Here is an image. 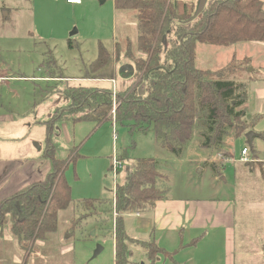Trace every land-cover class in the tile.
<instances>
[{"label":"rangeland","instance_id":"obj_1","mask_svg":"<svg viewBox=\"0 0 264 264\" xmlns=\"http://www.w3.org/2000/svg\"><path fill=\"white\" fill-rule=\"evenodd\" d=\"M187 1H192L194 8L199 3V0ZM213 1L209 0L207 6ZM103 2L83 1L82 5H74L67 0H0V155L11 158L22 154L26 143L23 139L34 123L49 120L57 109L69 104L66 96L69 88H107L116 94L141 82L143 74L138 63L147 57L136 47L138 26L136 23L124 24L131 20L126 14L121 16L122 22L116 20L112 2ZM177 24L174 22L167 34L165 44L168 48L179 43L175 35ZM118 40L121 47L116 51ZM251 44L240 43L229 48L198 44L196 67L224 73L238 68L239 64L244 65L239 79L248 86L249 100L250 84L264 78V68L258 62L264 61V46ZM101 46L109 52L110 62L97 71L91 65L97 60ZM164 57L165 53L161 59ZM120 72L125 76L133 74L125 80ZM144 88L142 82L139 92L143 93ZM200 120L180 155L160 145L157 136L160 124L153 123L144 132H130L114 121L100 126L88 121L58 123L53 135V140L63 149L58 157L66 158L68 149L79 148V159L65 173L72 199L75 204L83 200L96 203L86 208L72 206L61 211L57 231L44 243L37 242L26 258L9 227H5L0 234V264H115L117 214L112 191L127 180L128 173L140 159L158 162V171L168 177L170 193L174 196L206 200L213 198L216 191L221 197H232L235 191L241 224L248 220L250 231L264 232V194L260 190L263 178L253 176L246 195L244 184L234 178V170L241 167V151L246 145L244 133L254 121L251 117L241 122L233 121L231 127L225 128L220 143L203 147L208 132L203 128V119ZM161 125L164 127L165 124ZM250 131L255 132L254 129ZM237 135L241 136L237 138ZM28 137L29 151L42 155L46 127L33 128ZM259 145L256 140L257 150ZM232 157L237 164L229 163ZM261 158L264 159V146ZM116 161L121 163L122 170L115 174ZM73 219L78 226L72 233ZM127 231L137 238L134 225L128 226ZM62 247L69 248V253L65 254ZM99 247L102 251L95 257ZM131 247L141 250L138 246ZM132 260H138L137 254Z\"/></svg>","mask_w":264,"mask_h":264},{"label":"trees","instance_id":"obj_2","mask_svg":"<svg viewBox=\"0 0 264 264\" xmlns=\"http://www.w3.org/2000/svg\"><path fill=\"white\" fill-rule=\"evenodd\" d=\"M112 1L117 19L122 22L121 16L126 14L131 20L124 24L136 23L138 26L136 47L147 57L138 63L142 80L116 94L98 87L69 88L66 92L69 104L57 109L49 120L40 122L47 130L41 155V160L48 165L45 178L0 201V234L1 230L9 227L11 236L25 254L24 258L31 255L37 242L44 243L57 231L61 211L72 206L86 208L96 203L83 200L75 204L72 199V189L65 173L79 159V148L68 149L66 158L58 157L63 152L53 140L58 123L88 121L100 126L114 121L130 132H144L153 123L160 124L157 129L160 145L180 155L200 119H203V128L208 132L203 147L220 143L225 128L231 127L233 121L248 119L242 109L248 103V86L239 79L244 65L239 64L238 68L224 73L200 70L196 67L195 50L198 44L229 48L240 43H264L263 0H215L194 20L196 8L192 2ZM174 22H178L175 35L179 43L168 48L165 44L167 34ZM119 44L121 42L116 41V51L121 47ZM109 62L110 54L101 46L91 68L96 67L99 71ZM142 82L145 88L140 93ZM114 110L115 117L112 115ZM258 120L259 117L252 119L254 122L245 136L254 129ZM161 124H165L164 127ZM250 149L255 160L258 155L253 144ZM168 182V177L158 171L156 160L140 159L128 173L127 180L112 191L117 214L115 264H130L131 246H138L150 259L162 254L156 244L130 238L125 217L144 212L165 200L171 191ZM70 226L73 233L78 226L76 219Z\"/></svg>","mask_w":264,"mask_h":264},{"label":"crops","instance_id":"obj_3","mask_svg":"<svg viewBox=\"0 0 264 264\" xmlns=\"http://www.w3.org/2000/svg\"><path fill=\"white\" fill-rule=\"evenodd\" d=\"M83 1L91 3L101 0H79V3L74 5H82ZM103 1V4L110 1L114 5L112 0ZM117 17L116 15V20ZM262 51L264 52V47ZM258 62L264 68V61ZM242 109L245 110L247 117L252 119L259 117L254 130L260 135L255 138L260 142V147L257 150L254 140L257 158L249 164L239 161L241 167L234 170V178L237 177L239 182L244 184L243 192L246 195L251 188L252 177L260 175L263 178L260 190L264 194V159L261 158L262 146H264V78H259L250 84L249 100ZM40 122L36 121L32 127L45 128ZM32 127L29 134L33 130ZM28 135L23 139L26 143L23 145L22 154L11 158L0 155V201L31 183L42 181L48 172V165L41 160L40 153L29 151ZM229 163L237 164V161L232 157ZM223 166L225 168V165ZM234 194L232 197H221V193L216 191L213 198L200 200L169 193L165 200L157 202L152 208L144 212L128 214L127 235L136 241L154 243L163 251L162 254L150 259L142 249H134L130 256L131 264H264V232L250 231L248 220L242 221L241 224L235 191ZM208 201L212 203H205ZM262 222L264 223V219ZM133 225L137 230L135 235L137 238L127 231V227ZM62 248L66 250L65 254L69 253V248ZM134 254H137V261L132 260Z\"/></svg>","mask_w":264,"mask_h":264},{"label":"water","instance_id":"obj_4","mask_svg":"<svg viewBox=\"0 0 264 264\" xmlns=\"http://www.w3.org/2000/svg\"><path fill=\"white\" fill-rule=\"evenodd\" d=\"M209 0H199V3L196 7V11L193 17V20L196 19L200 14H202V12L205 10V8L207 7V3ZM76 33V31H75ZM74 34V33H73ZM133 72L131 73V75L129 76H125L122 72H120V76L122 79H129L132 77ZM257 134L253 131H250L246 134L245 138L247 141V144L249 147L252 146L253 144V140L256 138ZM102 251V249L99 247L98 250L95 252V257L98 256L100 254V252Z\"/></svg>","mask_w":264,"mask_h":264},{"label":"built area","instance_id":"obj_5","mask_svg":"<svg viewBox=\"0 0 264 264\" xmlns=\"http://www.w3.org/2000/svg\"><path fill=\"white\" fill-rule=\"evenodd\" d=\"M68 3L69 4H77L79 3V0H68ZM115 114V112H114ZM249 146L246 145L242 151H241V156H240V162L244 163V164H248V163H251V162H254V160L252 159L251 155H250V148H248ZM114 172L115 174L118 173V171L122 170V166H121V163L119 161H116L115 162V166H114Z\"/></svg>","mask_w":264,"mask_h":264}]
</instances>
